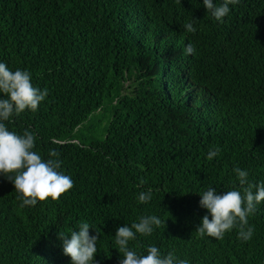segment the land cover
I'll return each instance as SVG.
<instances>
[{
  "label": "trees",
  "instance_id": "16d2710c",
  "mask_svg": "<svg viewBox=\"0 0 264 264\" xmlns=\"http://www.w3.org/2000/svg\"><path fill=\"white\" fill-rule=\"evenodd\" d=\"M0 264H264V0H0Z\"/></svg>",
  "mask_w": 264,
  "mask_h": 264
}]
</instances>
